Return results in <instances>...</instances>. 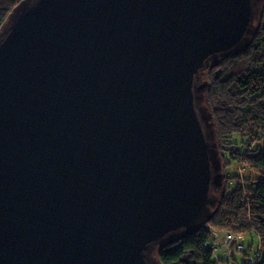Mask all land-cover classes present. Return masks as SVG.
I'll list each match as a JSON object with an SVG mask.
<instances>
[{
  "label": "water",
  "instance_id": "1",
  "mask_svg": "<svg viewBox=\"0 0 264 264\" xmlns=\"http://www.w3.org/2000/svg\"><path fill=\"white\" fill-rule=\"evenodd\" d=\"M261 2L13 10L0 31V264H159L155 245L206 229L224 175L202 73L251 44ZM235 243L216 241L229 256Z\"/></svg>",
  "mask_w": 264,
  "mask_h": 264
},
{
  "label": "trees",
  "instance_id": "2",
  "mask_svg": "<svg viewBox=\"0 0 264 264\" xmlns=\"http://www.w3.org/2000/svg\"><path fill=\"white\" fill-rule=\"evenodd\" d=\"M23 1L0 0V31ZM202 76L208 84L204 104L212 114L224 175L217 212L207 228L231 235L256 234L261 250L255 264H264V0L251 44L238 54L220 58L218 64L210 63ZM234 166L251 175H230ZM208 229L181 240H166L155 251L156 261L218 264ZM246 247L244 256L249 257L253 246ZM224 262L229 264L227 259Z\"/></svg>",
  "mask_w": 264,
  "mask_h": 264
},
{
  "label": "rangeland",
  "instance_id": "3",
  "mask_svg": "<svg viewBox=\"0 0 264 264\" xmlns=\"http://www.w3.org/2000/svg\"><path fill=\"white\" fill-rule=\"evenodd\" d=\"M229 173H230V175H235V174L236 175H243V177H248V176L251 175L248 172V170H246V169H239L238 166H234L231 170H229ZM221 188H222V186H221ZM221 188H220V190H221ZM220 190L214 192V193L217 194L216 196H218ZM213 217L211 218V220L213 219ZM211 231L212 232H218L214 228H212ZM240 237H241V242L243 244L242 243H239V245L240 244L242 245V250H241V252L239 254L235 255L232 259L230 257V259L228 261L229 264H244L246 262V260H247L246 258H248V257H245L244 256V249H247L246 246L252 244V246H253V249H251L252 250V253H255L257 251V248L259 247L258 246L259 245V239H258V237H257L256 234H254V233L253 234H241ZM158 245H160V244H158ZM158 245H155L154 248L152 249L151 258H150L152 262H153V260L156 259L155 258V251L157 250ZM237 250H236V253H238ZM251 250H250V252H251ZM214 258H215V260L218 261V264H227L226 262L223 261V259H224V253L221 250H218V252H215L214 253ZM233 259H235V260H233Z\"/></svg>",
  "mask_w": 264,
  "mask_h": 264
},
{
  "label": "bare ground",
  "instance_id": "4",
  "mask_svg": "<svg viewBox=\"0 0 264 264\" xmlns=\"http://www.w3.org/2000/svg\"><path fill=\"white\" fill-rule=\"evenodd\" d=\"M259 7H260V4H259ZM259 13V12H258ZM257 22H258V15H257V19H255V22H254V24H255V28H256V24H257ZM202 80H203V76H202ZM217 198H218V196H217ZM209 225V223L208 224H206V226H208ZM207 228V227H206ZM226 232L225 233H219V234H217V236H216V238L214 239V241H213V243H214V245H216V250L215 249H212L211 251L213 252V253H215V252H218V250H221V246H219V245H217L216 244V241H217V239H219V238H221V237H224L225 238V245H227V246H229V244H230V242H231V240L233 239V238H235L236 239V243H235V245H234V253H233V255L232 256H229V253H228V251H226V252H224V251H222L223 253H224V259H223V261H226V259L229 261V259H230V257H231V259L235 256V255H237V254H239V253H236V250H235V246H236V244L239 242V243H242L241 242V237H240V235H233L234 237H232L231 238V240H230V242L228 243L227 242V240H226ZM228 235H231V234H228ZM211 236V235H210ZM238 237H240L239 239H238ZM243 244V243H242ZM259 246V245H258ZM244 250H246V249H244ZM260 250H261V247L259 246L258 248H257V251L255 252V253H259L260 252ZM255 253H252V251L250 252V255H253V254H255ZM260 254V253H259ZM249 255V256H250ZM247 260H248V258H246Z\"/></svg>",
  "mask_w": 264,
  "mask_h": 264
},
{
  "label": "built area",
  "instance_id": "5",
  "mask_svg": "<svg viewBox=\"0 0 264 264\" xmlns=\"http://www.w3.org/2000/svg\"><path fill=\"white\" fill-rule=\"evenodd\" d=\"M207 227H208V226H207ZM207 229H208V228H206L205 230H207ZM208 230H209V232H210V235H211V239H212V241H214V239L216 238L217 234H219V233H218V232H212L211 229H208ZM232 237H234V236H233V235H228V234H226V240H227L228 243L230 242V240H231ZM239 238H240V237H238V239H239ZM210 249H211V250H212V249H215V250H216V245H214V243H213V245L210 247ZM237 249H238V250H237ZM235 250H237L238 253L241 252V250H242V245H241V244L239 245V242L236 244V246H235ZM257 256H258V252L255 253V254H253V255H250V256L248 257L247 264H255V260H256Z\"/></svg>",
  "mask_w": 264,
  "mask_h": 264
},
{
  "label": "flooded vegetation",
  "instance_id": "6",
  "mask_svg": "<svg viewBox=\"0 0 264 264\" xmlns=\"http://www.w3.org/2000/svg\"><path fill=\"white\" fill-rule=\"evenodd\" d=\"M256 4H258V3H256ZM255 8H257V5H255ZM256 19H257V17H256ZM255 22V21H254ZM254 26H255V24H254ZM201 82L199 81H197V84H200ZM212 197H215L217 194L216 193H214V192H212ZM217 197V196H216Z\"/></svg>",
  "mask_w": 264,
  "mask_h": 264
}]
</instances>
